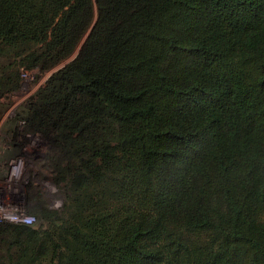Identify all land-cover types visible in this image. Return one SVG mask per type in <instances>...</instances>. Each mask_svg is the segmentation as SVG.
Instances as JSON below:
<instances>
[{
    "label": "trees",
    "instance_id": "16d2710c",
    "mask_svg": "<svg viewBox=\"0 0 264 264\" xmlns=\"http://www.w3.org/2000/svg\"><path fill=\"white\" fill-rule=\"evenodd\" d=\"M93 22L17 117L67 205L0 264H264V0H0V95Z\"/></svg>",
    "mask_w": 264,
    "mask_h": 264
},
{
    "label": "rangeland",
    "instance_id": "374dc122",
    "mask_svg": "<svg viewBox=\"0 0 264 264\" xmlns=\"http://www.w3.org/2000/svg\"><path fill=\"white\" fill-rule=\"evenodd\" d=\"M93 24L68 57L47 70L23 72L18 87L0 95V188L5 190V199L24 204L20 214L33 219L32 223L11 220L0 223L34 225L41 208L62 212L67 205L68 193L64 182L56 180L49 163L48 139L41 132L27 131L25 121L17 117L32 98L47 86L51 77L77 57ZM14 131L19 132L16 137ZM22 157L24 160L15 169L9 166L12 161Z\"/></svg>",
    "mask_w": 264,
    "mask_h": 264
},
{
    "label": "built area",
    "instance_id": "2783aa9c",
    "mask_svg": "<svg viewBox=\"0 0 264 264\" xmlns=\"http://www.w3.org/2000/svg\"><path fill=\"white\" fill-rule=\"evenodd\" d=\"M24 158H18L10 163L9 166H11L12 169H15L18 165L22 163ZM13 171V170H12ZM4 188H0V221H15V222H26V223H32V217H27L24 215V213L20 214L22 212V208L24 207V204H19L18 202H15L13 199H5V192ZM18 200V198H14ZM8 200V201H7ZM11 201V202H10Z\"/></svg>",
    "mask_w": 264,
    "mask_h": 264
},
{
    "label": "flooded vegetation",
    "instance_id": "af4514ba",
    "mask_svg": "<svg viewBox=\"0 0 264 264\" xmlns=\"http://www.w3.org/2000/svg\"><path fill=\"white\" fill-rule=\"evenodd\" d=\"M15 128H17V127H15ZM25 129H26V128H25ZM17 134H19V132H18V131H14V137H16Z\"/></svg>",
    "mask_w": 264,
    "mask_h": 264
},
{
    "label": "water",
    "instance_id": "95a60500",
    "mask_svg": "<svg viewBox=\"0 0 264 264\" xmlns=\"http://www.w3.org/2000/svg\"><path fill=\"white\" fill-rule=\"evenodd\" d=\"M94 24H95V23H94ZM94 24H93V26H94ZM93 26H92V27H93Z\"/></svg>",
    "mask_w": 264,
    "mask_h": 264
}]
</instances>
